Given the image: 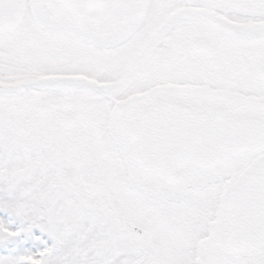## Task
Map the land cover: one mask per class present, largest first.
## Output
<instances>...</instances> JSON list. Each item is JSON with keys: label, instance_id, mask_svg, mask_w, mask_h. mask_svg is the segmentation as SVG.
I'll return each instance as SVG.
<instances>
[{"label": "snow or ice", "instance_id": "snow-or-ice-1", "mask_svg": "<svg viewBox=\"0 0 264 264\" xmlns=\"http://www.w3.org/2000/svg\"><path fill=\"white\" fill-rule=\"evenodd\" d=\"M0 264H264V0H0Z\"/></svg>", "mask_w": 264, "mask_h": 264}]
</instances>
